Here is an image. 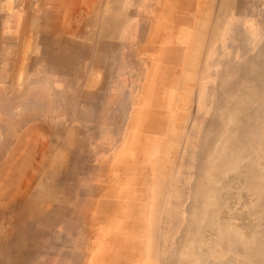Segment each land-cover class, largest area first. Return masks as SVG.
I'll list each match as a JSON object with an SVG mask.
<instances>
[{"label": "rangeland", "instance_id": "rangeland-1", "mask_svg": "<svg viewBox=\"0 0 264 264\" xmlns=\"http://www.w3.org/2000/svg\"><path fill=\"white\" fill-rule=\"evenodd\" d=\"M0 264H264V0H0Z\"/></svg>", "mask_w": 264, "mask_h": 264}, {"label": "crops", "instance_id": "crops-1", "mask_svg": "<svg viewBox=\"0 0 264 264\" xmlns=\"http://www.w3.org/2000/svg\"><path fill=\"white\" fill-rule=\"evenodd\" d=\"M60 33H62V34H63V32H60Z\"/></svg>", "mask_w": 264, "mask_h": 264}]
</instances>
